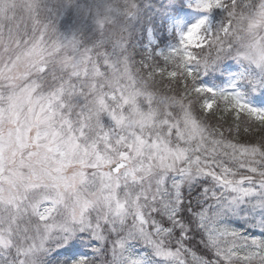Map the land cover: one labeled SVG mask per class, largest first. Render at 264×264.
<instances>
[{"label": "snow or ice", "instance_id": "1", "mask_svg": "<svg viewBox=\"0 0 264 264\" xmlns=\"http://www.w3.org/2000/svg\"><path fill=\"white\" fill-rule=\"evenodd\" d=\"M48 11L0 0V264H264V109L192 70L217 33L161 64L112 5L91 45Z\"/></svg>", "mask_w": 264, "mask_h": 264}, {"label": "trees", "instance_id": "2", "mask_svg": "<svg viewBox=\"0 0 264 264\" xmlns=\"http://www.w3.org/2000/svg\"><path fill=\"white\" fill-rule=\"evenodd\" d=\"M95 1L93 3L92 0H86V2H83V0H54L55 8L61 6V10L59 8L53 9L48 13L50 22L54 24L55 29L60 31V34L68 37L76 36L82 43L91 45L100 39V30L96 24L97 14L103 15L106 5H112L113 3V0ZM168 1H171V3L169 2L170 6H167ZM172 1L142 0L136 3L135 0H132L135 4L134 8L127 3L119 6L118 9L122 13L120 15L122 17L120 26L126 29L125 36L129 51L133 53L137 60L147 58L163 64L164 57L170 53L159 54L157 53L158 50L166 49L170 43L177 44L175 39L168 36L165 18L168 15H177L184 6L180 1H174L173 3ZM79 4L84 5V8L87 6L90 8L89 11H84L85 13L88 12L86 15L84 12V14H80L76 10ZM124 12L128 14L125 15ZM148 28H152L154 37L157 40V45H151L149 48L146 47L148 45L146 39ZM227 63H231V59ZM211 75L208 78H212ZM159 87L163 89V84Z\"/></svg>", "mask_w": 264, "mask_h": 264}, {"label": "rangeland", "instance_id": "3", "mask_svg": "<svg viewBox=\"0 0 264 264\" xmlns=\"http://www.w3.org/2000/svg\"><path fill=\"white\" fill-rule=\"evenodd\" d=\"M84 1L86 2V0H83V2ZM92 1L93 3L96 2L95 0ZM140 1L142 0H135L136 3ZM174 1L183 3L184 8L179 10L177 16L168 15L166 18V22H168V34L170 36H176V40L178 41V46L176 48L168 49L170 53L181 45L182 37L186 35L193 26L200 24L202 21L206 22V34L217 33L228 23L229 17L226 7L205 10L201 7V0H173L172 3ZM53 2L54 0H46L49 9L48 13L53 9L59 8L61 10V6L55 8ZM169 2L171 3V1H168L167 6L171 5ZM88 5L90 4L88 3ZM84 7V5L79 4L76 10L81 14L90 9L88 6L86 8ZM100 12L102 11L100 10ZM127 12H124V14L127 15ZM87 13L88 12H86L85 15ZM56 31L60 33L57 29ZM148 37L150 44H153L154 39L150 32ZM194 51H199V49H194ZM230 59V64H233L232 67L227 65V61ZM193 70L197 74V87L209 88L214 92L238 94L241 96L242 100L251 107L264 109V69L249 67L242 60L238 61L234 58H225L206 70L196 66H193ZM222 71H225V79L221 75ZM211 73H213V75H211ZM208 75H211L212 79H209Z\"/></svg>", "mask_w": 264, "mask_h": 264}, {"label": "clouds", "instance_id": "4", "mask_svg": "<svg viewBox=\"0 0 264 264\" xmlns=\"http://www.w3.org/2000/svg\"><path fill=\"white\" fill-rule=\"evenodd\" d=\"M231 13V30L225 34L223 29L212 39V47L200 53L201 63L214 65L225 58L242 60L249 67L264 69V0H224ZM127 0H113L112 6L119 8ZM233 3L235 7H233ZM122 17L116 16L109 25L111 32L118 31ZM229 21V20H228ZM252 27H249V24ZM231 45V51H229ZM223 47V51L219 49ZM155 90L162 93L159 85Z\"/></svg>", "mask_w": 264, "mask_h": 264}]
</instances>
